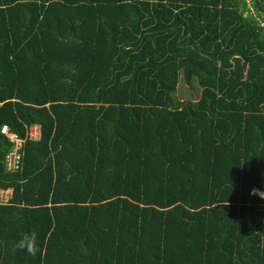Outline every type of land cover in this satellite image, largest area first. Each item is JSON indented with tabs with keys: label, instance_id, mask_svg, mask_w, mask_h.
Wrapping results in <instances>:
<instances>
[{
	"label": "trees",
	"instance_id": "trees-1",
	"mask_svg": "<svg viewBox=\"0 0 264 264\" xmlns=\"http://www.w3.org/2000/svg\"><path fill=\"white\" fill-rule=\"evenodd\" d=\"M2 125L0 264H264V0H0Z\"/></svg>",
	"mask_w": 264,
	"mask_h": 264
},
{
	"label": "built area",
	"instance_id": "built-area-1",
	"mask_svg": "<svg viewBox=\"0 0 264 264\" xmlns=\"http://www.w3.org/2000/svg\"><path fill=\"white\" fill-rule=\"evenodd\" d=\"M33 128L36 129V131H33ZM36 134V136L32 137V134ZM0 134L3 135L9 143L12 144V150L10 153H8L5 158V166L7 169L14 170L17 168L19 156H18V150L22 148V144L25 140H37L39 136L38 127L32 126L25 132V138L19 139L15 133L9 132V129L7 126L2 125L0 127ZM9 198L8 192L0 191V203H6Z\"/></svg>",
	"mask_w": 264,
	"mask_h": 264
},
{
	"label": "clouds",
	"instance_id": "clouds-1",
	"mask_svg": "<svg viewBox=\"0 0 264 264\" xmlns=\"http://www.w3.org/2000/svg\"><path fill=\"white\" fill-rule=\"evenodd\" d=\"M11 150H12V147H11ZM10 152H8V153H10ZM18 163H19V160H18ZM3 164H4V166L2 168V165H1V170L3 169L4 171H15V170H18L19 169L18 164H17V168L14 169V170L7 169L6 166H5V162H3ZM0 191L8 192L9 193V198H8L7 202L6 203H0V205H5V204H7L9 202V200L11 198V189L10 188L0 189ZM250 194L259 197L261 200H264V185H262L260 189L253 188L251 190V193ZM15 248L18 249V250H21V251L26 252L28 256L33 257V258L36 257L37 254L42 251L41 248L38 246V243H37V234L35 232H31V233L25 232V233H23L21 235V237L16 241Z\"/></svg>",
	"mask_w": 264,
	"mask_h": 264
},
{
	"label": "rangeland",
	"instance_id": "rangeland-1",
	"mask_svg": "<svg viewBox=\"0 0 264 264\" xmlns=\"http://www.w3.org/2000/svg\"><path fill=\"white\" fill-rule=\"evenodd\" d=\"M34 131H36V129L35 128H33V131L32 132H34ZM34 136H36V134H32V137H34Z\"/></svg>",
	"mask_w": 264,
	"mask_h": 264
},
{
	"label": "water",
	"instance_id": "water-1",
	"mask_svg": "<svg viewBox=\"0 0 264 264\" xmlns=\"http://www.w3.org/2000/svg\"><path fill=\"white\" fill-rule=\"evenodd\" d=\"M2 173V170H1V163H0V174Z\"/></svg>",
	"mask_w": 264,
	"mask_h": 264
}]
</instances>
